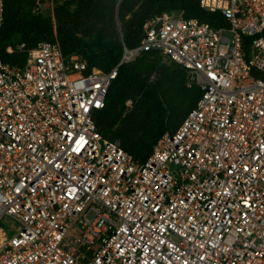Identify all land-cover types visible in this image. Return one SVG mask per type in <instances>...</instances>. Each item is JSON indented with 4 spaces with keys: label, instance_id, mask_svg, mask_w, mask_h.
<instances>
[{
    "label": "built area",
    "instance_id": "2783aa9c",
    "mask_svg": "<svg viewBox=\"0 0 264 264\" xmlns=\"http://www.w3.org/2000/svg\"><path fill=\"white\" fill-rule=\"evenodd\" d=\"M200 4L229 26L156 15L109 72L58 41L0 61V221L19 224L0 229V264H264V0ZM152 51L202 96L141 162L96 117L119 67Z\"/></svg>",
    "mask_w": 264,
    "mask_h": 264
},
{
    "label": "trees",
    "instance_id": "16d2710c",
    "mask_svg": "<svg viewBox=\"0 0 264 264\" xmlns=\"http://www.w3.org/2000/svg\"><path fill=\"white\" fill-rule=\"evenodd\" d=\"M97 1L79 0L74 12L67 14L55 27L41 16L21 19L16 13L15 1L5 0L0 43L8 42L16 36L22 37L23 42L34 43V48L42 42L58 41L67 58L79 55L87 62L89 70L98 68L109 72L120 63L123 44L129 48L140 45L144 36V23L156 15L169 13L183 15L185 18H197L215 29L229 26L221 12L202 8L200 0H150L148 5L138 9L125 2L121 6L120 14V20L124 24L122 40L119 39L115 26L105 28V34L110 39L106 44L90 37L76 40L72 30L83 17L96 8ZM16 57H19V54ZM162 59L163 56L159 52H145L134 62L120 66L118 76L107 95L106 106L96 117L99 133L105 139L115 141L117 137L123 138L124 135L114 133L111 126L103 123L104 117L113 115L119 119L129 114L131 111H127L126 102L133 96L144 105L153 107L156 119L153 127L144 134V143H148L144 147V154H138L135 147L122 144L129 154L141 162L150 156L155 144L165 133H175L178 130L202 96L201 88L191 81L184 67L175 62L164 63ZM18 61L23 62L25 59ZM153 75H157V80L151 83Z\"/></svg>",
    "mask_w": 264,
    "mask_h": 264
},
{
    "label": "rangeland",
    "instance_id": "374dc122",
    "mask_svg": "<svg viewBox=\"0 0 264 264\" xmlns=\"http://www.w3.org/2000/svg\"><path fill=\"white\" fill-rule=\"evenodd\" d=\"M16 5V13L21 19H31L35 16H41L46 22L58 26L67 14L73 13L79 0H42L38 5L30 0H13ZM133 6L135 9L142 8L150 3V0H98L96 8L88 15L83 17L76 27L72 30V34L76 40L83 37H90L101 43H108V35L105 34V28L115 26L119 34V39L124 36V24L120 20L121 6L123 4ZM130 16V14H129ZM34 43L23 42L20 36L14 37L12 40L0 43V61L5 66L25 67L28 63ZM19 54V57L16 55ZM18 59H25L20 62ZM164 63H171L169 60L162 59ZM157 80V75L151 77L150 82ZM133 102V108L129 114L123 115L117 119L113 115L103 118V123L111 126L114 133H123V138L117 140L122 142L126 147H135L138 154L143 155L144 147L148 143H144V134L153 127L155 123V110L153 107L146 106L138 98L130 97ZM130 100V99H129ZM19 226L18 222L12 218L4 217L0 221V229H3L8 235H11Z\"/></svg>",
    "mask_w": 264,
    "mask_h": 264
}]
</instances>
